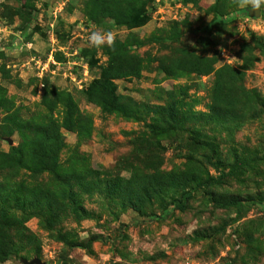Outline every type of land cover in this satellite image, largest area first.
<instances>
[{"label": "rangeland", "instance_id": "1", "mask_svg": "<svg viewBox=\"0 0 264 264\" xmlns=\"http://www.w3.org/2000/svg\"><path fill=\"white\" fill-rule=\"evenodd\" d=\"M33 260L264 264V5L0 0V264Z\"/></svg>", "mask_w": 264, "mask_h": 264}, {"label": "clouds", "instance_id": "2", "mask_svg": "<svg viewBox=\"0 0 264 264\" xmlns=\"http://www.w3.org/2000/svg\"><path fill=\"white\" fill-rule=\"evenodd\" d=\"M236 3L239 8L260 10L262 5H264V0H236ZM88 42L93 47H101L105 44L109 47H112L114 43V37L111 31H93L89 34Z\"/></svg>", "mask_w": 264, "mask_h": 264}, {"label": "water", "instance_id": "3", "mask_svg": "<svg viewBox=\"0 0 264 264\" xmlns=\"http://www.w3.org/2000/svg\"><path fill=\"white\" fill-rule=\"evenodd\" d=\"M11 143V141H9ZM30 264H40L38 260H33Z\"/></svg>", "mask_w": 264, "mask_h": 264}, {"label": "trees", "instance_id": "4", "mask_svg": "<svg viewBox=\"0 0 264 264\" xmlns=\"http://www.w3.org/2000/svg\"><path fill=\"white\" fill-rule=\"evenodd\" d=\"M246 13H247V12L244 11V10L239 11V14H241V15H242V14H246ZM188 193H189V192H188ZM188 193H187V194H188Z\"/></svg>", "mask_w": 264, "mask_h": 264}]
</instances>
